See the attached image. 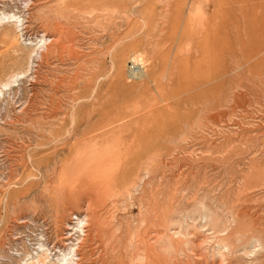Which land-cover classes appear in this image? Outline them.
<instances>
[{"label": "rangeland", "instance_id": "rangeland-1", "mask_svg": "<svg viewBox=\"0 0 264 264\" xmlns=\"http://www.w3.org/2000/svg\"><path fill=\"white\" fill-rule=\"evenodd\" d=\"M59 1L0 0V264H93L96 256L71 253L83 250L79 221L87 220V200L68 206L53 196L65 190L60 176L79 168L69 148L113 109L125 117L114 125L131 123L132 134L142 122L158 145L142 156V170L129 157L128 170L152 173L146 180L162 199L170 190L179 192L176 200L189 190L180 211L191 210L195 194L227 227L240 218L246 239L221 248L220 264H264V0H215L218 6L208 0L217 26L207 43L211 66L201 68L192 66L198 60L191 52L205 34L188 27L191 0H115L98 17L85 4L60 15ZM57 26L72 48L69 42L49 48ZM133 56L143 61L147 78L127 80ZM73 83L79 88L68 91ZM114 200L104 217L125 221L131 232L140 220L137 203ZM203 224H184L200 244L199 257L191 254L184 264H219L211 256L215 234Z\"/></svg>", "mask_w": 264, "mask_h": 264}, {"label": "bare ground", "instance_id": "bare-ground-1", "mask_svg": "<svg viewBox=\"0 0 264 264\" xmlns=\"http://www.w3.org/2000/svg\"><path fill=\"white\" fill-rule=\"evenodd\" d=\"M77 1L78 2H75L74 0L59 1L56 7L57 13L60 15L63 13L69 14L73 12L72 9H74V7L77 8V5L80 6V4H85L88 8V12L86 13H88L89 15L94 14L96 15L95 17H98L97 12L101 9V7L107 4H113L115 0ZM197 2L199 4L198 6H196ZM214 2L215 0L213 1V3ZM215 3L216 6H218L217 4H219L220 2L217 1ZM124 8L125 7H123V9ZM179 8L181 9V7ZM222 9L224 10V8ZM124 10L126 11V9ZM190 10L194 14V16H192L193 14H191L190 18L188 19L189 21L192 17V20L188 22V27L190 26L191 30L199 29L202 34H205V37L203 36L204 38L198 37L197 42L195 43V46L192 48L193 50L191 52V55L193 53V57L198 60V62H195L194 60V64L192 66L194 67L195 63H198L196 66L198 67L199 65V67L201 68L204 66H208V59H206V54H208L207 52L210 51L207 48V43L209 41V38H211L213 34L216 33L214 27L217 26H214V24L211 23L212 18L210 20V17H212L215 13L210 12L213 15L209 16L208 0H191ZM111 11L112 12L110 14L112 15L114 9H112ZM222 11L220 9V13H223ZM187 17H189V14L187 15ZM219 17L220 16H218V18ZM175 18L174 20H176ZM218 18H216L215 20L219 22L221 17L220 19ZM179 20L177 19V21ZM215 20L213 19L214 22H216ZM221 20H223V18ZM186 21L187 18L185 19V22ZM55 27L54 29L57 37L56 39H54V42H52L49 48L51 50H57L61 47H64L65 42H69V46L70 48H72V39L70 38V35L68 33L65 34L64 30L58 28V26L57 28ZM184 31H187V29ZM190 34L188 35L190 36ZM185 36L184 38L187 39L188 37ZM191 38H193V36ZM200 38H202V40H199ZM211 41L213 42V40ZM66 46L68 47V45ZM189 48L191 50V47ZM190 50L188 49V51ZM211 52L213 53L214 51L211 50ZM218 55L219 54H217L216 60H218ZM131 60L132 66L128 70L127 80L128 78L134 80L147 78V72L143 61L137 57H134ZM190 62L192 63V61ZM216 63L218 62L216 61ZM209 65L211 66V64ZM114 66L115 63H112L111 69H114ZM121 66L122 65L120 64L118 74H121ZM198 69L199 68H197V70ZM219 71L221 72V70ZM195 75L198 76V74ZM207 75L208 74H205V77ZM209 77L210 76H207V78ZM207 80L208 79L202 78V80L200 81L198 77V80L196 79V82L200 81L198 83H203ZM103 81H105V78H103ZM73 84L74 86L69 85L66 89L70 91L76 89L77 87L79 88L78 83ZM82 85L87 86L90 84H86L83 82ZM94 90L95 88L93 89V91ZM61 114L65 115L66 113ZM103 114L104 115L101 119H97L96 121L92 122L89 127L86 125L88 127V130H84L87 132L83 135L81 142L73 143V145L69 148V154L74 157V164H76V167L77 165H79V168L77 167V169L71 170L68 176H60L61 180L63 179L66 182L64 183V186H66L65 190L63 191L61 189L62 187H60L56 190L55 196H53V200L57 204H65L68 206H71L74 203H80L83 198L87 200L86 208L88 210V214L84 216V219L87 220L79 221V224L81 225L80 232L83 233V238L81 242L83 250L71 249V253L77 254L81 251V253L78 255L82 258L96 256V258L92 260L93 264H97L98 261V263L100 264H176V262L183 263L186 258L192 259L191 257H189V255L191 254L197 257L196 251L200 246V244L196 245L195 243L196 233H191L190 229L187 228V225H184L186 223V220L188 219L193 220V222L203 220L205 222V225H200V228H202L203 226H207L212 230L213 234H215V246L213 248L211 247V256L217 257V259L219 260V264L223 262L221 259L223 257V254L220 253L221 248L229 250L235 249V244L238 247L242 245L243 241L246 239V233L243 234V231L240 232L238 230L237 222L240 218L237 219L232 217V223L235 227L232 225L231 227L229 226L230 228L227 227L217 217L216 213L206 206L203 200H198L196 198V195L194 194L195 192H193L194 195H192L191 197V202L193 203L191 210L187 209L185 211H180L178 206L185 200H188L189 190H183V194L180 195V198L178 200L175 199V193L177 192V189H173L172 191L170 190L168 196H166V199H162L160 195H163V193L156 189L158 186L154 187L153 184L150 183L152 180L150 182L146 180L152 173L146 171L145 169V171L141 175L136 172L137 170L135 172H130L128 170L129 157H133L131 162L133 164H139V168L142 170L144 165V161H141L142 156L149 152L157 151L158 145L156 146L155 142H153L152 139L146 136V127L144 126L145 124L143 123V125L141 121L139 127L134 128V132H132V134L127 133V131L130 129L131 123L123 125H114L117 122H120L125 119V117L120 115V109L104 111ZM50 117H52V115ZM71 117L73 116L71 115ZM87 118L89 121L92 119L90 115H88ZM143 120L145 121V117ZM135 124H138V120L135 122ZM58 141H60V139L56 140L55 143ZM111 165H116L117 167L113 172L110 170V172L108 173L109 170L105 171V169ZM155 175H157V173ZM120 197L123 199H130L131 201H134L135 203H137V207L139 209L140 220L138 222V225L134 227L131 232L129 230L128 225L125 224V221L122 222V220L117 222L116 219L113 217H104L105 211L108 209V207L114 205V199H119ZM84 225L85 227H83ZM197 229L198 227H194L195 232L197 231ZM204 242L205 241L203 240L201 243ZM76 251L79 252L76 253ZM127 251L129 252L128 255ZM39 256L43 259V261L47 260V255L45 253H42ZM205 256H207V253Z\"/></svg>", "mask_w": 264, "mask_h": 264}]
</instances>
